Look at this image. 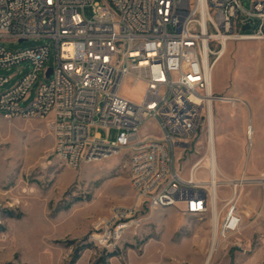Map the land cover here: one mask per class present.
<instances>
[{"label":"built area","instance_id":"2783aa9c","mask_svg":"<svg viewBox=\"0 0 264 264\" xmlns=\"http://www.w3.org/2000/svg\"><path fill=\"white\" fill-rule=\"evenodd\" d=\"M88 5L94 8L92 18L84 13ZM247 24L250 29L243 31ZM32 39L53 41L54 67H46L49 45L15 51L3 43ZM243 40H264V0H253L248 11L240 0H104L103 5L95 0H0V68L30 67L0 92V111L7 120L45 121L53 154L72 169L129 153L130 183L141 206L204 214L214 199L205 181L216 177L209 162L210 109L218 101L248 106L213 92L212 73L227 44ZM40 72L47 81L23 105ZM10 79L0 74V90ZM127 81L133 88L143 86L138 101L122 94ZM250 108L246 135L252 148L256 128ZM204 118L208 149L185 178L176 153L191 148ZM151 122L156 132L141 133ZM92 128L116 129L117 137L92 136ZM203 169L208 179L198 177ZM218 180V189L226 186L231 193L219 236L225 239L241 228V190L250 183L264 185V174L255 179L219 174ZM11 209L0 202L4 237ZM138 211V206L114 208L102 240L121 238Z\"/></svg>","mask_w":264,"mask_h":264},{"label":"rangeland","instance_id":"374dc122","mask_svg":"<svg viewBox=\"0 0 264 264\" xmlns=\"http://www.w3.org/2000/svg\"><path fill=\"white\" fill-rule=\"evenodd\" d=\"M95 1L104 4V0ZM240 1L244 10H251L253 0ZM84 13L92 18L93 5L86 6ZM3 43L15 51L49 45L46 67L55 66L51 40ZM29 71L26 64L10 70L0 68V74L11 77L0 92L13 87ZM46 81L40 72L23 105L35 99L39 84ZM213 85L217 95L263 104L261 115L250 108L257 122L252 148L246 135V106L240 101L213 105L214 132L222 136L218 156L221 149L230 153V159L220 166L222 176L259 178L264 174V40L228 43L215 62ZM121 92L138 101L143 86L133 88L127 81ZM146 132H156L154 122L141 131ZM96 133L113 140L118 132L92 128L90 134ZM53 146L45 121L7 120L0 111V202L12 208L3 228L6 237L0 229V264H204L213 237L211 207L204 214H188L174 207L141 206L130 183L129 153L72 169L53 154ZM207 149L208 124L204 118L191 148L176 153L177 166L185 178ZM218 162L221 165L219 157ZM236 164V172L229 170ZM198 177L208 179L204 169ZM218 193L221 225L231 193L226 186ZM132 206L139 208L132 225L117 241H103L104 223L113 209ZM238 207L243 217L241 228L219 240L212 264H264V185H245Z\"/></svg>","mask_w":264,"mask_h":264},{"label":"bare ground","instance_id":"6f19581e","mask_svg":"<svg viewBox=\"0 0 264 264\" xmlns=\"http://www.w3.org/2000/svg\"><path fill=\"white\" fill-rule=\"evenodd\" d=\"M226 48H225V50H226ZM224 53H225V51H224ZM213 87H214V85H213V73H212V91L214 92ZM241 100H244V99H241ZM222 102H224V101H222ZM246 107L247 108L249 107V103H248V106H246ZM209 120H210V124H211V131H210L211 139H210V143H209V149L212 152V157L209 158L210 159L209 162L214 168L213 171H214V173H216V177H213V178L205 181L211 186L214 199L211 202V210H212V214H213V216H212L213 217V221H212L213 237H212L211 247H210L208 256L206 257L204 264H212L216 249L218 250V244H219V240H220L219 236H220V231H221V225H220V216L221 215H220L219 202H218V200H219L218 184L220 181L218 180V176H219V174L223 175V173L221 172V169L219 168L218 163H217V139H216V135L214 132V114H213L212 109H210ZM207 164H208V162H206V166H207Z\"/></svg>","mask_w":264,"mask_h":264},{"label":"crops","instance_id":"0c3cea01","mask_svg":"<svg viewBox=\"0 0 264 264\" xmlns=\"http://www.w3.org/2000/svg\"><path fill=\"white\" fill-rule=\"evenodd\" d=\"M250 107L254 108V110H255L257 115H261L262 114V107H263L262 102L256 101V102H254L252 104L249 103V107L248 108H250ZM259 122H260V120H259ZM259 122L257 124V127L261 128L262 125H260ZM256 123L257 122H255V120H254L255 128H256ZM215 135L218 137V141H217V163H218L219 168H222L224 163H226L227 160L230 159V157H228V155H230V153H229V151H223L221 149L220 152H219V156H218L219 142L221 141L222 136H221V134H215ZM218 157L220 159L221 165H219ZM220 166H222V167H220ZM229 170H231L233 172H236L238 170L237 164L234 165L233 167H231Z\"/></svg>","mask_w":264,"mask_h":264},{"label":"water","instance_id":"95a60500","mask_svg":"<svg viewBox=\"0 0 264 264\" xmlns=\"http://www.w3.org/2000/svg\"><path fill=\"white\" fill-rule=\"evenodd\" d=\"M242 29H243V31L248 30V29H250V25L247 24V25H245ZM51 73H52V68H50V70H49V72H48V75H51Z\"/></svg>","mask_w":264,"mask_h":264}]
</instances>
